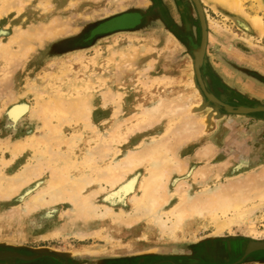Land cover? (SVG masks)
<instances>
[{
  "label": "rangeland",
  "instance_id": "obj_1",
  "mask_svg": "<svg viewBox=\"0 0 264 264\" xmlns=\"http://www.w3.org/2000/svg\"><path fill=\"white\" fill-rule=\"evenodd\" d=\"M36 1L38 0H34V2ZM69 1L74 2L70 3ZM112 1L115 4L111 3ZM112 1L60 0L54 4V9L49 14L39 10L40 7L37 9L30 5L25 7L23 12L16 14L11 11L0 20V41L7 42L9 49L14 50V52L12 50L14 55L21 51V54L17 53L12 56L13 59L8 57L10 60L5 59L8 56L5 54L3 58L7 62L0 58V68L4 67L0 71V81L2 79L4 81L0 82V108L2 109H0V160L2 159L0 166L4 172L11 174L26 161L35 159L33 151L23 142L24 140L29 142V137L41 130V128H37L40 126L39 124L30 122L28 113L23 115L24 118H21V121L11 124L7 110L16 103L29 105L31 110H35L37 107L36 97H33L34 94L30 88L37 84L53 83V79L47 78L46 74L62 62H72L80 57L91 59L97 51L103 52L110 43L133 41L137 44V48L146 45L151 47L152 50L150 49V54L146 53L145 59L147 62L150 59L154 60L151 74L157 79V84L160 83L161 94L174 99L180 96L183 103H188L190 106L194 105L193 103L202 105L201 109L189 112L196 116L214 113L210 115L212 120L207 129L203 127L194 133L186 132L180 136L177 134L174 136V133L178 132L187 120L182 111L178 113V116L166 117L168 119L164 118L154 126H143L145 122L141 120L142 115L138 114L139 106H137L140 102L138 96H140L142 85L134 84L132 77L130 80H123L121 84H117L118 87L122 86L125 91L122 102L117 96L112 99L119 104L121 102L120 105L125 111L121 113L120 122L122 120L124 122L119 127L116 125L117 128L114 127L116 130L111 129L115 133L110 132L114 134H109L110 137H107V132H103L106 137L103 140L106 143H109V138L111 140L109 145L112 146L113 155L117 156L120 152L134 150L140 146L146 148L145 144L151 138L166 140L168 139L166 133H168V137L174 136L173 143L180 139L179 144L182 146V150L179 159L187 164V169L184 172L172 175L173 183L185 181L192 187V192L198 193L204 186L213 189L226 183L228 177L234 175L238 177L241 173H247L248 176L255 177V180H259L263 176L264 182V174L261 175L264 173V168H262L264 159H261L264 154V138L256 137L258 131L264 133V112L248 114L226 112L224 107L217 102L218 100L225 103L232 109L264 106V35L259 36L254 30L246 28L240 23V17L222 9L213 0H199L204 13L208 14L205 19L206 24L209 25L210 22L209 20L207 22V19L210 18L213 26H207V30L210 27L214 38L210 41V53L208 52L203 62L201 72L207 91L215 97L216 101H214L200 87L193 68V51L201 41V25L193 0H123L121 1L122 8L116 6L117 0ZM242 4L248 16L261 15L264 19L262 0H242ZM64 6L65 8H62ZM158 11L167 20L166 23L161 19ZM63 14L66 16V20H62ZM127 15H134L137 20L132 24L120 27V21L121 24H127L132 20V17ZM54 16L57 17L54 18ZM124 16L126 19L122 18ZM52 17L54 21H57L55 23H58V26L64 24L63 27L51 35H46L40 41L35 40L31 48L21 44L20 40L23 36L13 39V42L16 40L13 44L10 41L12 35L15 36L18 32L16 28L20 27L26 30L38 22L51 21ZM141 17L143 18L141 19ZM114 28L119 30L113 31ZM26 32L27 30L24 33L26 34ZM17 39L20 44H16ZM21 46H23L22 49ZM26 50L27 52H25ZM17 55L21 58H17ZM15 57L16 61H14ZM143 63L144 61L137 66L136 73H131L132 76L135 74L138 77L142 76L143 73L140 70H143ZM7 68L8 72H6ZM139 71L141 73H138ZM128 75L124 73L123 76ZM164 77L168 79L166 80ZM139 78L142 81L147 80L143 76ZM158 78L161 79L158 80ZM247 83L252 85H247L244 89V84ZM98 85L99 89L102 88V81ZM26 89L31 91L26 92ZM23 91L26 93L22 94ZM43 91L44 94L48 93L47 85ZM11 92L13 96L10 95ZM100 94L97 96L98 102H91L93 109L90 112V118L95 125L101 127L105 124L106 128H110L114 124L112 115L114 112L117 113L115 110L117 105L116 102L112 104L109 95L111 100ZM101 97H104V99L102 98L105 101V103L103 102L104 106H102ZM6 99L9 100V103ZM5 104L6 106L3 108ZM137 107L138 109H136ZM134 112L136 115L131 119L130 116ZM189 118L194 119L192 115ZM52 121L53 124L57 123L56 119ZM174 121L177 122L174 123ZM179 123L181 124L178 125ZM172 124L177 128H174ZM169 126H172V130ZM79 127H81L80 124L72 123L64 124L62 129L64 134L70 137ZM167 128H169V132ZM90 133L88 130L87 135ZM115 134L119 136L120 140L114 139L117 137ZM172 137L169 138V142ZM77 145L80 148L84 147L85 139L77 141ZM60 147L67 151L66 145L62 144ZM209 147L211 148L210 154L207 152ZM206 152L208 156H203V153ZM74 159L79 158L75 157ZM211 165L213 169L210 168ZM199 167L202 171L208 172L205 179L196 174ZM144 171L142 163L128 172L122 182H128L135 177L138 179L144 174ZM213 172L214 174L211 176L210 174ZM206 179L208 180L206 181ZM172 182L171 188L174 187ZM25 189L21 195L19 194L20 196L25 195L28 188ZM20 196L11 200L0 199V250L17 251L23 255H33L37 251L43 250L54 254L59 260L53 257H42L31 261L0 260V264H264V250L245 255V248L249 243L264 241V208L257 209L254 215L250 216V220L232 222L219 232L216 229L217 219L209 216H193L186 222L185 230L179 231L175 238L161 236L156 227L151 225L150 227L149 223L142 222L133 226L134 228L117 226L114 231L106 228L105 233L110 239L114 238L113 240L92 237L82 241L64 231L59 235L40 237L39 235L46 229L55 226L62 227L61 223L64 222L69 224L70 222L64 219V216L68 217V215L63 214L62 216V208L59 206L42 208L31 215L12 214L14 212H11L12 209L22 207ZM254 201L247 202L243 209H250L259 204L258 200ZM126 206L130 207L131 204L126 202ZM227 212L223 214L219 211L216 215L218 220L227 221L234 216L231 211ZM106 225H108L107 221H101L102 227H106ZM144 234L145 238L142 237ZM239 241H243L242 244ZM237 249H239L238 252Z\"/></svg>",
  "mask_w": 264,
  "mask_h": 264
},
{
  "label": "bare ground",
  "instance_id": "obj_2",
  "mask_svg": "<svg viewBox=\"0 0 264 264\" xmlns=\"http://www.w3.org/2000/svg\"><path fill=\"white\" fill-rule=\"evenodd\" d=\"M58 1L60 0H38L36 2H34V0H0V20L9 12L13 11L16 14L21 13L25 7L30 5L34 8L40 7L39 10L49 14L54 9V4ZM117 1L118 3L116 6L122 8L123 4H121V1L123 0ZM213 1L221 6L222 9L240 17V23L246 28L254 30L259 36L264 35L263 17L261 15L248 16L243 9L242 0ZM69 2L71 3L74 1ZM111 3L114 2L112 1ZM62 8H65V6ZM202 13L206 19L208 14H205L204 10ZM57 16H54V18ZM61 17L63 18L62 20H66L64 14ZM50 19L51 21L38 22L37 24H33V26L31 25L32 27L29 26V28L26 29V34L24 33L26 31L25 28H16L18 32H16V35L14 34L15 36L12 35L10 41H12L13 44L16 41L13 42V39H16L17 36H23L20 40L23 42H21V44L27 48H31L35 40L40 41L46 35H51L53 32L63 27L64 24L58 26V23H55L56 20L54 21L53 17ZM208 20L210 22L209 25L212 26L211 19H207V22ZM209 25L207 24V26ZM212 38H214V35L211 33L209 27V30L204 32V40L202 41L197 55L198 60L202 57L206 58L210 50V41ZM18 39L16 44H20ZM7 44V42L0 41V58L6 62L7 60L5 59L8 57L13 59L12 56L19 53L17 52L14 55V50L9 49ZM23 46H21V49ZM150 49L151 47H149V45L137 48V44L133 41L113 42L108 44L103 52L97 51L91 59L80 57L74 59L75 61L72 62H62L56 68L49 70L50 73L46 74L47 78H51L54 81L53 83H46L49 90L48 93L44 94L43 91V88L46 87L45 83L37 84L35 87L30 88L34 94L33 97H36L35 102L37 103V107L35 110H31L29 105L25 106V104L19 103L13 104L9 110H7L11 124H16L18 121H21V118H24L23 115L28 113L30 122L39 124L40 126L37 128H41V130L39 133L31 135L29 137V142H25V140L23 142L33 151V158H35L33 161H26L17 171L11 174L5 173L0 166V199H14L16 196H20L25 188H28L27 190L25 189V195L19 198L22 207L20 209L17 207L14 210L12 209L11 212L14 211L12 214L18 215L22 213V215H31L33 212L39 211L42 208L59 206L62 208V216L63 214L68 215V217L64 216V219L70 222L69 224H67V222L61 223L62 227L55 226L46 229L39 235L40 237H51L53 235H59L64 231L82 241L92 237H103L106 240H113L114 238L110 239L108 234L105 233L107 231L106 228L114 231L117 226L131 228L142 222L145 224L147 222L149 226L156 227L161 236L175 238L176 234L179 231H183L186 222L193 216H209L217 219L216 229L219 232L232 222H244L248 220L250 216L254 215L257 209L264 208L263 176H261L259 180H255V177H250L247 173H241L238 177H235V175L228 177L229 179L226 183L213 189L204 186L198 193L196 191L192 192V187L190 184H186L185 181H177L176 184L171 181V177L174 173H182L187 169V164L179 159V154L182 150V146L179 144L180 139L173 143L174 136L176 134L180 136L186 132L194 133L203 127L207 129L212 120L210 115L214 112L196 116L194 113L192 114L189 112L201 109L202 105L193 103L194 105L190 106L188 103H183L180 96L174 99L167 98L161 94L159 91L160 83L157 84V79L152 77L151 74L152 62L154 60L152 61L150 59V61L147 62L145 59V55ZM25 52H27V50ZM5 54L6 56L8 54V56L4 59L3 56ZM19 54H21V51ZM16 57L14 61H16ZM10 58L8 59L10 60ZM17 58H21V56ZM143 61V70L140 71L144 74H142L143 78H147V80L144 79L142 81V79L139 78L142 76L138 77L137 74L132 76L131 73H136L135 70L137 66ZM8 62L10 63V61ZM11 62L13 61L11 60ZM6 67L8 66L6 65ZM1 69H4V67L0 68V71ZM140 71L138 73H141ZM6 72H8V68ZM124 73L129 75L123 76ZM131 77L133 78L134 84L140 83L142 85L140 96H138L140 102H138V105L136 104L139 106V109L138 107L136 109H138V114L142 115L141 120L145 122L143 126H154L166 117L178 116V113L181 111L184 112L183 115L187 120H185L186 122L181 126L182 128L174 133L173 137L170 136L172 137L171 140L173 139L172 142L171 140L170 142L168 141L170 137H168V133L165 131L164 134L166 133L167 136L163 135L168 139L158 140L151 138V140L145 144L147 145L146 148L141 146V148L136 147L134 150H127L123 153L118 152L119 154L115 156L111 151L112 146L109 145L111 140L109 138V143H106L103 140V138H106L103 132H107V137H110L114 135L110 132L115 133L114 130L117 128L116 125L119 127V125L124 122L123 120L120 122L121 113L125 111L120 104L123 100L125 91L122 86L118 87L117 84H121V82L126 79L130 80ZM164 78L166 80L168 79L167 77ZM160 79L161 78H158V80ZM101 81L103 87L99 89L100 86L98 84ZM30 89H26L25 91L29 92L31 91ZM25 91H23L22 94H25ZM99 94L101 96L104 95L105 98H109L110 96L111 99L117 96L121 100L119 104L109 98L112 104L116 102L117 105H115L117 113L113 111L114 113L112 115L114 117L112 120L114 124H112L110 128H106L107 125L105 124L101 127L97 124L95 125L90 118V112L93 109L91 102H98L97 96ZM10 95L13 96L12 92ZM104 97H101L102 106L105 105V101H103ZM8 101L9 100H7V102ZM5 106L6 104L3 108ZM134 115H136L135 112L130 116L131 119ZM191 115L194 119L189 118ZM53 119H56V124L52 123ZM175 122L177 121H174V123ZM72 123L77 125L80 124L81 127L76 128L74 133L69 137L64 134L62 126ZM180 124L181 123L178 125ZM169 127L172 130V126ZM174 128L173 130H176ZM111 129L114 130L111 131ZM88 130L91 132L90 135H87ZM168 130L169 128H167V131ZM171 134L173 135V133ZM115 136H117V134H115ZM118 137L119 136L114 139L118 140ZM82 139H85V145L80 148L77 145V141ZM62 144L66 145L67 151L62 150L60 147ZM207 152L210 154V147ZM207 152L203 153V156H208ZM75 157L79 159L75 160ZM0 161L2 163V159ZM142 163L144 164L145 171L140 178L137 179L135 177L128 182H122L128 172ZM210 168H212V165ZM262 168H264V166ZM204 170L207 169L204 168ZM206 173L208 174L207 171H202L200 167L196 170V174H199L201 178H204L205 175H207ZM213 174L214 172L210 175L212 176ZM263 174L264 173H261V175ZM208 179H206V181ZM171 182L174 185L172 188L170 186ZM254 200L259 201L258 205L256 203L257 206L251 207L250 209H243L247 202ZM126 202L130 203L131 206L127 207ZM219 211L223 214L227 211H231L234 216L227 221H224V219L220 221L218 220V216H216ZM101 221H107L108 225L102 227ZM191 229L193 228L191 227ZM154 233L156 234V231ZM142 237L145 238V234L142 235ZM238 251L239 249H237V252Z\"/></svg>",
  "mask_w": 264,
  "mask_h": 264
},
{
  "label": "water",
  "instance_id": "obj_3",
  "mask_svg": "<svg viewBox=\"0 0 264 264\" xmlns=\"http://www.w3.org/2000/svg\"><path fill=\"white\" fill-rule=\"evenodd\" d=\"M198 16H199V20H200V25H201V41H200V45L193 51V65H194V72L196 75V78L200 84V87L202 88V90L204 91V93L211 99L215 100V97L212 93H209L207 91L206 88V84L204 83L203 79H202V72H201V67L203 65V62L205 60L204 57L200 58L199 60L197 59V55L198 52L200 50V46L202 44V41L204 40V32L207 31V24H206V20L205 17L202 13L203 11V7L200 3L199 0H193ZM262 3L264 4V0H262ZM202 11H201V10ZM129 23H132V21H130ZM127 23V24H129ZM217 102L219 103V105L224 107V110L226 112H233V113H238V114H248V113H255V112H264V106H255V107H239L236 109H232L230 107H228L227 104L222 103L220 101L217 100ZM258 250H264V241H253L251 243H249L247 245V247L245 248V255L250 253V252H254V251H258ZM42 257H53L54 259H58L59 258L57 256H55L54 254L48 253L47 251H37L36 254L33 255H23L17 251H10V250H0V260H23V261H31V260H36Z\"/></svg>",
  "mask_w": 264,
  "mask_h": 264
},
{
  "label": "flooded vegetation",
  "instance_id": "obj_4",
  "mask_svg": "<svg viewBox=\"0 0 264 264\" xmlns=\"http://www.w3.org/2000/svg\"><path fill=\"white\" fill-rule=\"evenodd\" d=\"M158 13H159V15H161V19H163V21L166 23V22H167V20H165V19L162 17V14H160V12H159V11H158ZM127 16H130V17H132V20H131V21H132V23H134V21H136V20H137V19H135L136 17H134V15H127ZM122 18H125V16H124V17H122ZM122 18H121V19H122ZM142 18H143V17H141V19H142ZM198 18H199V16H198ZM125 19H126V18H125ZM138 19H139V17H138ZM132 23H129V24H132ZM119 24H120V25H119L120 27H121L122 25H124V26L128 25V24H121V21H120V23H119ZM168 25H169V24H168ZM171 29H172V30H174V28H171ZM115 30H119V29H117V28L115 29V28H114V30H113V31H115ZM242 242H243V241H239V243H240V244H242Z\"/></svg>",
  "mask_w": 264,
  "mask_h": 264
},
{
  "label": "crops",
  "instance_id": "obj_5",
  "mask_svg": "<svg viewBox=\"0 0 264 264\" xmlns=\"http://www.w3.org/2000/svg\"><path fill=\"white\" fill-rule=\"evenodd\" d=\"M260 84H261V83H260ZM247 85H248V86H251L252 84H249V83L244 84V87H243V88L245 89V87H246ZM263 126H264V125H263ZM262 133H263V132L258 131V133L256 134V137H257V138H261V139L264 138V136H263L264 133H263V134H262ZM261 157H262L261 159H264V154H263ZM262 164H264V162H263ZM262 164H260V165H262ZM247 165H248V164H247ZM260 165H258V166H260Z\"/></svg>",
  "mask_w": 264,
  "mask_h": 264
}]
</instances>
